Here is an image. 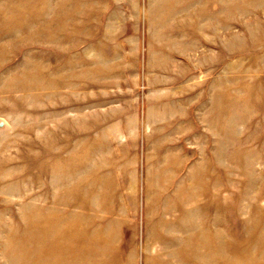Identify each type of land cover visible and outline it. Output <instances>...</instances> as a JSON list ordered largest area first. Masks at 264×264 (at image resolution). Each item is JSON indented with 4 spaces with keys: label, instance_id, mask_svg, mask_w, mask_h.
<instances>
[{
    "label": "rangeland",
    "instance_id": "374dc122",
    "mask_svg": "<svg viewBox=\"0 0 264 264\" xmlns=\"http://www.w3.org/2000/svg\"><path fill=\"white\" fill-rule=\"evenodd\" d=\"M0 264H264V0H0Z\"/></svg>",
    "mask_w": 264,
    "mask_h": 264
}]
</instances>
